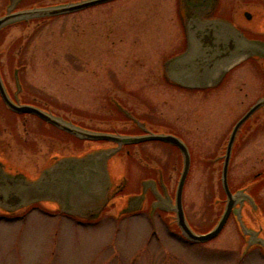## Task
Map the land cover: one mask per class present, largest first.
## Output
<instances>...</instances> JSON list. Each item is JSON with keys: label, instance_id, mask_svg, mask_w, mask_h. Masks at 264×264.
Returning a JSON list of instances; mask_svg holds the SVG:
<instances>
[{"label": "rangeland", "instance_id": "374dc122", "mask_svg": "<svg viewBox=\"0 0 264 264\" xmlns=\"http://www.w3.org/2000/svg\"><path fill=\"white\" fill-rule=\"evenodd\" d=\"M80 1L84 0H20L17 5L53 7ZM7 3L9 0H0V17L6 13ZM177 8L176 0H115L28 24L16 21L0 29V74L11 92L43 103L63 119L107 129L113 121L122 123V108L135 112L141 122L155 124H148L152 130L173 129L184 136L192 163L183 189V210L187 222L204 234L216 226L225 209L224 198L218 200L222 151L235 121L264 95V61L260 57L242 60L217 86L205 88L215 91L199 93L156 85L154 74L161 63L177 60L182 52ZM244 11L251 12L253 19L246 21ZM215 15L251 27L250 38L264 41V0H220ZM263 109L245 124H250V130L234 148L228 171L233 187L245 186L252 174L264 170ZM78 142L34 115L10 113L0 100L3 167L31 179L53 157L79 156L88 161L96 157L87 165L94 175H83L77 188L71 182V195L61 200L72 207L76 203L92 207L98 213L94 224H78L75 216L61 215L63 206L58 212L57 206L45 201L39 202L40 211H0V264H264L260 250H248L241 241L235 211L212 241H182L175 213L165 203L167 197L173 202L181 172V157L175 149L154 142L138 147L152 163L160 162L168 171L169 190L165 204L158 205L152 215H128L140 188L137 170L128 187L125 156L118 153L106 161L102 156L115 144ZM212 155L219 156L211 165L206 158ZM122 179L123 194L115 192ZM257 196L264 208V180ZM253 213L255 224L262 222L258 211ZM239 217L245 227L244 213ZM254 234L264 238V232L263 236Z\"/></svg>", "mask_w": 264, "mask_h": 264}, {"label": "water", "instance_id": "95a60500", "mask_svg": "<svg viewBox=\"0 0 264 264\" xmlns=\"http://www.w3.org/2000/svg\"><path fill=\"white\" fill-rule=\"evenodd\" d=\"M13 1H15L16 3L18 0H13ZM112 1L115 0H84L80 2L68 3L53 7L33 8L16 13H11V11L7 9L6 14L0 17V29L16 21L29 20L34 18L55 17L60 15L70 14L93 6L106 4ZM212 3L214 5L216 3V0H214V2ZM183 24L185 28L193 29V31L190 33L192 38L194 39L199 38L198 35H196L197 34L196 30L198 29H207L209 35H206V37L210 38L208 44L204 45L203 43H198L197 44L198 46H195L196 52L192 51L190 54L191 57L193 55L195 56L197 55L196 53L199 54V52H201L203 48H205V50L203 51H205L206 54H209L207 57V61H205L204 59L201 60V64L198 65V67H195L194 70H190V72L187 71V73H184L187 79L190 82L194 83L195 85H199V83H206L209 81L213 83V81H217L221 79L229 69L237 65L242 60H245L246 58L260 57L263 58L264 61V49L262 48L263 43L258 41L247 40L238 32L235 35L234 40L231 39L230 36H227L225 38V36L219 37L216 36L215 33H212L211 29L214 28H230L228 25H226V23H223L222 21H217V20H212L211 22L192 21V20H188V18L186 19L184 18ZM262 67L264 71V65H262ZM0 98L2 102L5 104V106L14 113L34 115L40 120L46 122L47 124H50L58 129H61L80 139L91 140V141H107L114 143L116 146L113 149H111L108 152H103L102 156H104L105 161L112 155H115L122 148L123 145L135 144V143L145 142L148 140L162 141L177 147L183 158V169L177 185V192L175 195V206L172 210L175 212L176 223L183 236L192 242H198V243H205L217 237L218 234L223 229L226 221L228 220L230 213L233 212L235 208L238 196L232 195L230 193L227 184V171H228V164H229L233 141L241 125L257 109L264 106V98L258 100L233 126V129L231 131L226 146L224 162L222 166L221 182L227 196V202L224 212L222 213L216 226L211 231L205 234H196L189 227L185 219L184 211L182 208V189L189 170L190 158L186 146L180 139L174 136H167V135H150L146 137H132V136H122V135H114V134H106V133H96V132H90L84 130L40 108L31 105L16 104L12 102L4 87L1 76H0ZM57 159H60L59 164H63V166H66L67 168L71 166L74 167H72L71 171L69 170L63 176L59 177V181L56 182L53 185V187L51 185L47 186L45 184L46 182L48 183L47 179L48 176H50L48 175V171H46V173H43V175H41L34 182H29L30 179H28L26 175H22L20 173L12 174L8 172L3 167V163L0 162V165L3 167L5 173L7 174V177L4 178V180L10 181V183L5 182V187L8 186L10 188L11 185H14L11 182L16 179L28 183L27 187L20 194L10 193L9 195H0V211L6 214H11L19 210L22 211L26 209L30 204L35 202L34 199L31 200V198H29L31 197L30 195H33L34 196L33 198H37L36 201L38 202L45 201L48 203H52L55 206H57V209H59L60 206H63L64 210L61 208L59 209L61 213H67L76 217H81L82 215L80 211L77 210V208L80 205L76 203L74 207H72L69 204V201L64 202L61 200V198L63 196L68 197L69 195H71V190H72V188L70 187L71 182L75 181L77 188L78 186H81L83 175L84 176H88V174H90V176L94 175L95 173L94 169L92 167L89 168V166L87 165L90 162L91 164L94 163L96 157L92 158L90 161H88V158H83L79 156H61V158H57ZM86 159L88 162H86ZM123 182L124 179H122V181L115 186V192L121 189ZM0 186L2 187L3 184H0ZM76 188H74V190H76ZM61 192H65V195H62ZM63 203L65 204L63 205ZM95 214L96 213L89 215H92V217L94 218L96 215H98V213L96 215ZM239 216L240 213L238 212L237 220ZM256 243L261 245L264 249V240L258 238L256 240Z\"/></svg>", "mask_w": 264, "mask_h": 264}, {"label": "flooded vegetation", "instance_id": "af4514ba", "mask_svg": "<svg viewBox=\"0 0 264 264\" xmlns=\"http://www.w3.org/2000/svg\"><path fill=\"white\" fill-rule=\"evenodd\" d=\"M212 2H214V0H176L177 7H178L177 8L178 9V16L181 18V21H183L184 18L185 19L188 18V20H192V21H205V22L206 21L211 22L212 20L221 21L219 19L212 17L213 14L211 15L212 4H213ZM24 4L25 3L23 2L20 5V7L18 6L16 9L21 10V9L28 8L29 6L32 7V5H34L35 3H28V4H31V5L27 4L28 7H26ZM215 5L217 7L214 10V15L217 13V10L220 6V0H216ZM240 11L241 10H239V12H238V16H240ZM76 13H78V12H76ZM203 16H205V17L208 16V17L205 18ZM215 16H217V15H215ZM242 16L246 21H250L253 19L252 13L249 11L242 12ZM218 17L224 18L223 16H219V15H218ZM225 18H226V20L222 19V22L226 23V25H228L231 28H214V29H211L212 33H215L216 36H219V37L225 36V38L227 36H230L231 39H233V40H234L237 32L240 33L247 40H248V38H250V36H252V30L253 29L251 30V27L241 26L238 24L237 21H235L231 17H229V18L225 17ZM262 27L264 29V24H262ZM192 31H193L192 28H185V29L182 28V31H181L182 35L180 36L182 52L180 51L181 54L179 55V56H181V55L182 56L170 64L169 69L167 68L168 73H169V71H170V74L172 73L175 75L187 73V71L190 72V70H194L195 67H198V65L201 64V60L204 59L205 61H207V57L209 54H206V52L203 51V50H205V48H203V50H202L203 52L201 51V52H199V54L196 53L197 55H195V56L193 55L191 57L190 54H191V51L195 48V46H198L197 45L198 43H203L204 45L209 43L210 38L206 37V35H209L208 30L207 29L196 30L197 31L196 35H198V37H199L198 39H194L191 37L190 33ZM187 36H188V38H187ZM252 39H254V38H252ZM163 64H164V62H163ZM163 64L161 63L159 71L157 70V67H156L157 71L154 74V79H155L156 85H159V83H161V84H165L166 86H168L170 88H176V90L179 89L181 91H191V92L195 91V92H199V93H204L205 90H206V92L217 90V89H214V90H212V89L190 90V89H186L183 87L180 88L178 85L176 86V85L170 83L164 77ZM149 79H151V78H149ZM170 79H171L170 81L178 82V84H180V82L183 80V78L179 75L178 76H172V77H170ZM4 85H5L6 90L8 91V94H9L11 101H13L14 103H19L22 105L23 104L31 105V106L38 107L40 109L52 111L51 108H47L46 105H44L43 103H40L38 101H34L35 99L34 100L30 99L29 101L23 99V97L20 95V92L19 93H17L16 91L11 92L9 90L8 85L6 83ZM262 97H264V95H262L259 98H262ZM1 104L3 105L2 102H1ZM3 107H5V106L3 105ZM249 107L247 110H249ZM263 107H261L260 109H262ZM260 109H258V110L260 111ZM7 111H9L10 113H12L16 116H24V115L31 116L29 114H16V113H13L12 111H10L9 109H7ZM261 111L264 113V109ZM254 113H253V115H254ZM135 115H137V114L135 112H132L130 114L131 119H127L122 115L124 117V119H122L123 120L122 123H120L119 121L118 122L113 121V123L108 124L110 126L107 129H98V128H93L91 126L87 127L88 125L86 126L84 124L76 123V122L72 121L71 119H69V120H71L73 123H75L76 125H78L82 128H85V129L90 130V131H96V132L120 133L124 136H132V137H146V136H150V135H167V136H174L176 138H179L182 142H184V144L186 145L188 152H189V158H190L189 170H188V174H189L190 168H191V163H192V154H191L190 145L187 142V140L185 139V137L175 133L176 131H174L173 129L168 130V131H166L167 128L163 131L152 130V129H150V127H148V124L149 125H155V124L150 123L148 120H147L148 124L141 122L139 118L138 119L135 118L136 117ZM253 115L240 127V129H238V131L235 135V139L233 141V145H232V149H231L229 164H228V171H229L230 160H231V157L233 155L234 148L238 145L239 140L240 141L242 140L241 137H243V135L250 130V127H249L250 124H247V125H245V124L253 117ZM263 119H264V114L260 116V121H262ZM41 122L44 123L43 121H41ZM115 123H117V125ZM44 124L51 127L52 129L54 128L56 131H59L65 135L71 136V135H69L63 131H60L59 129L55 128L54 126L48 125L46 123H44ZM254 124H256V123H254ZM132 129L134 130V132L130 131ZM229 136H230V132H229ZM229 136L226 139L225 146H224V149L222 151L223 155H221L222 157L225 155L226 146L228 143ZM75 138H77V137H75ZM77 140H79L81 142L82 141L97 142V141H90V140H85V139H80V138H77ZM81 142H78V143H81ZM148 142L159 143L161 146H166L167 148L175 149L180 154L177 147H175L169 143L162 142V141L148 140L145 142L128 144V145L124 146V148L122 150V155L125 156L126 164H127V183H126V186H128L130 184L129 180L136 177V170H137V174L139 175L138 180L141 182H140L139 192L137 193L138 199L134 201V209H136V207H137L136 204H137V202H139V204H141V205H139V207H141L142 210H146V212L151 211L153 209H155V211H156V209L158 207L163 206V204H165V203L166 204L169 203L172 207L174 205V202H175V195L177 192V185H178V184H176V187L174 189V192H173L174 193V200L172 202L171 199L166 196V195H168V190H169L168 186H167V184H168L167 181L169 180L168 171L166 173V169L162 166V164H159L160 162L157 163V161H156V163H152L148 154H145V152H143V150L141 148H138L142 144H145ZM218 156L219 155L209 156V158H206L207 159L206 161L208 163L210 162V164L212 165L213 161H215L216 157L218 158ZM180 157H181V155H180ZM59 160L60 159H57L54 157H53V160L48 159L47 162L36 173V175H38V176L35 178H31L29 182H34L41 175H43V173H46V171H48V175H50V176H48V179H47L48 183L46 182V179H45L46 183L45 182L44 183L47 186L51 185L53 187V185L59 181V177L63 176L69 170L71 171L72 167H74V166H71V167L67 168L66 166H63V164H59ZM180 160H181L180 164H181V172H182V158ZM136 162L138 163L137 166H136V164H137ZM220 162H221L220 163L221 166L219 165L220 166L219 176L221 177L222 163L224 162V160L221 159ZM228 171H227V184H228V188H229L230 193L231 194H234L236 192L240 193V195L238 196V202L235 205V210H237L239 213L240 212L242 214L244 213V217L246 218V225L245 226L248 229L247 231H241V227L239 226V223H238V232L240 234V239L243 242L244 246H245L246 242L248 243V245L250 246L248 250H252L254 248H258L259 250H261V249L264 250L261 245L256 243V240H257L256 237H258V236H256L254 234L256 232H259L263 236V232H264V225H263V223H264V208L259 203V198L257 196V193L259 192V185L264 180V170L258 171L255 174H252L250 181L248 183H246L245 186L237 185L235 187H233L234 185H231V183L229 181ZM181 172L179 174V178H180ZM141 174H142V177H141ZM188 174H187V176H188ZM212 175L213 174L211 171V178L213 177ZM6 177H7V174L5 173V170L3 169V167L0 165V184H3L2 187L0 186V195H9L10 193L20 194L23 192V190L28 185V183H26L22 180L16 179V180L11 182L14 185H11L10 188L8 186L5 187V182L10 183V181L4 180V178H6ZM218 183H219V188H220L218 200L224 198V200L227 201V196H226V193L222 187V183H221L220 178H218ZM183 189H184V186H183ZM183 189H182V196H183ZM129 192H132V191H129ZM166 197H167V200L165 201V203H163L164 199H166ZM152 198H154L153 201L151 200ZM218 200H217V202H218ZM254 204H255V206H254ZM158 205H160V206H158ZM77 210L80 211L81 215L83 216V217L82 216L79 217L82 222L94 223L95 218H93L92 215H89V214H93V208L92 207H88V206L84 207V206L80 205L77 208ZM255 210L258 211V214L262 218V222H260L257 225L255 224V222L257 223V221L255 220L256 215L253 213V212H255ZM82 213H84V214H82ZM249 223H251V226L249 225ZM188 224H189L190 228L195 233H201L193 225H191L190 222ZM243 257H244V255L240 258V260H242Z\"/></svg>", "mask_w": 264, "mask_h": 264}, {"label": "trees", "instance_id": "16d2710c", "mask_svg": "<svg viewBox=\"0 0 264 264\" xmlns=\"http://www.w3.org/2000/svg\"><path fill=\"white\" fill-rule=\"evenodd\" d=\"M120 110V113L125 117V118H127V119H131V117L128 115V114H126L125 113V111H123V110H121V109H119ZM130 117V118H129Z\"/></svg>", "mask_w": 264, "mask_h": 264}]
</instances>
